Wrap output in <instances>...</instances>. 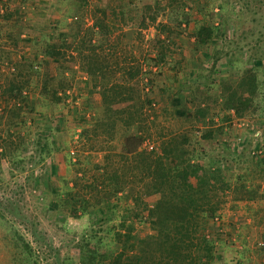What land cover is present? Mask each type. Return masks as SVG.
Here are the masks:
<instances>
[{
    "label": "rangeland",
    "instance_id": "obj_1",
    "mask_svg": "<svg viewBox=\"0 0 264 264\" xmlns=\"http://www.w3.org/2000/svg\"><path fill=\"white\" fill-rule=\"evenodd\" d=\"M201 23L212 31L205 43L192 34ZM49 44L62 55L44 54ZM259 49L264 0H0V264H83L111 243L122 222L137 238L151 233L146 208L156 199L152 190L137 187L144 204L133 220L127 218L136 209L127 190L73 211L103 171L90 130L99 129L95 121L106 113L131 104L139 108L147 150L189 137L191 128L222 123L216 139L197 138L200 156L189 160L218 169L229 185L218 191V218L207 220L213 264H264ZM93 54L97 65L111 67L106 81L87 72L96 62L81 55ZM113 64L121 69L111 72ZM248 68L262 84L256 90L244 84ZM17 86L19 94L11 90ZM224 87L238 104L254 98L256 114L237 117L223 109ZM12 106L18 114L7 124ZM224 114L228 119L219 120ZM125 129L115 126L112 151ZM196 177L190 180L201 181L202 171Z\"/></svg>",
    "mask_w": 264,
    "mask_h": 264
},
{
    "label": "trees",
    "instance_id": "obj_2",
    "mask_svg": "<svg viewBox=\"0 0 264 264\" xmlns=\"http://www.w3.org/2000/svg\"><path fill=\"white\" fill-rule=\"evenodd\" d=\"M150 18L153 19V17ZM192 34L196 42L205 43L211 37L212 31L208 25L201 23ZM164 44L160 42L162 50H166ZM259 50L261 54H264L262 49ZM43 52L51 59L62 55L57 45L52 44L46 45ZM81 56L87 59L88 63L98 58L96 54L91 57ZM253 63L255 66L259 65L260 58L256 57ZM94 64H96L94 68L87 69V72L96 74L94 78L97 82L99 77L106 81L104 78L109 75L108 70L111 68L109 64L97 65V62ZM113 68L115 69L111 72L121 69L114 64ZM246 71L247 74L243 77L245 86L251 90L262 86L251 73L250 68ZM133 74H135L133 71L130 72L129 77ZM21 88L22 86H17L11 90L19 94ZM224 90L226 91L227 88L224 87L222 91ZM234 94L233 90H227V95L221 100L223 109L231 110L237 117L246 111L256 114L254 98L253 100L250 98L246 103L238 104L232 101L231 96ZM259 101L260 107L263 104V98L261 100L259 98ZM135 106L131 104L122 109H113L95 121L94 126H98L99 129L90 130L92 133L90 136L97 144V149L102 150L103 171L99 178L88 182V195H81V203L73 211L79 209L84 212L87 206L97 205L101 199L127 190L135 202L136 209L127 214V218L133 220L139 212L138 208L144 204L140 201L139 189L152 190L156 194V199L146 208L151 233L137 238L130 232L131 224L122 222L120 226L124 229L114 231L111 243L103 246L100 252L93 251L89 255L91 260L87 259L83 264H213L215 239L208 234L210 230L207 228V220L212 221L218 218L216 214L221 202L218 191L226 190L229 185L224 183L218 169L209 170L201 163L196 164L189 160L200 156L197 152L198 148L193 146L197 138L214 140L223 132V125L218 123L219 125L214 128L207 126L195 128V130L191 128L193 132H190L189 137H181L179 140L173 138L167 141L161 140L155 147L152 146L147 150L141 146L148 137L142 134L143 128L138 121L139 108ZM17 114L15 108L10 107L4 116L5 122L13 124ZM219 118L224 121L228 119V115L224 114ZM135 121L134 131L127 130ZM117 124L126 128V132L116 151H112V140ZM82 135L87 138L85 129ZM91 137L89 141H92ZM7 144L11 142H4V145ZM43 144L45 145L44 142ZM258 170L264 173V161L258 165ZM199 171H202L203 179L191 181L190 177L196 179ZM243 188L245 185L241 184V189ZM69 194L71 193H67ZM262 249L264 250V247Z\"/></svg>",
    "mask_w": 264,
    "mask_h": 264
},
{
    "label": "built area",
    "instance_id": "obj_3",
    "mask_svg": "<svg viewBox=\"0 0 264 264\" xmlns=\"http://www.w3.org/2000/svg\"><path fill=\"white\" fill-rule=\"evenodd\" d=\"M152 147V145L148 144L147 148L150 149ZM258 153L260 152V150L257 151Z\"/></svg>",
    "mask_w": 264,
    "mask_h": 264
}]
</instances>
